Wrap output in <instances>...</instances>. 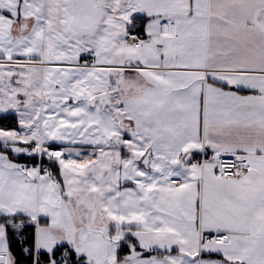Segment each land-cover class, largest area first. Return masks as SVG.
I'll return each mask as SVG.
<instances>
[{"label":"snow or ice","instance_id":"snow-or-ice-1","mask_svg":"<svg viewBox=\"0 0 264 264\" xmlns=\"http://www.w3.org/2000/svg\"><path fill=\"white\" fill-rule=\"evenodd\" d=\"M0 264H264V0H0Z\"/></svg>","mask_w":264,"mask_h":264}]
</instances>
